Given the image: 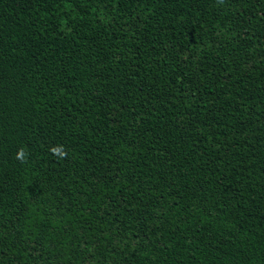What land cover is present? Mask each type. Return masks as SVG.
<instances>
[{"label":"trees","instance_id":"trees-1","mask_svg":"<svg viewBox=\"0 0 264 264\" xmlns=\"http://www.w3.org/2000/svg\"><path fill=\"white\" fill-rule=\"evenodd\" d=\"M0 264H264V0H0Z\"/></svg>","mask_w":264,"mask_h":264}]
</instances>
